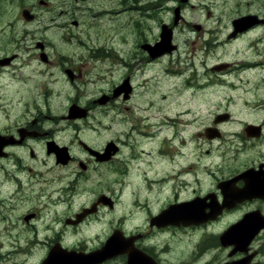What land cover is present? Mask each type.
Listing matches in <instances>:
<instances>
[{
	"label": "flooded vegetation",
	"instance_id": "flooded-vegetation-1",
	"mask_svg": "<svg viewBox=\"0 0 264 264\" xmlns=\"http://www.w3.org/2000/svg\"><path fill=\"white\" fill-rule=\"evenodd\" d=\"M52 1L20 6L6 15L13 34H0V123L16 116L2 104L24 107L0 125L6 229L52 234L38 240L41 264L55 249L79 264H264V0H230L237 17L222 32L220 20L205 29L212 18H185L206 0H170L165 20L161 0H116L118 13L139 10L156 24L155 39L137 38L133 50L130 28L103 48L68 18L52 19L56 45L36 38L26 25L43 19L37 2L49 10ZM164 26L170 51L159 45ZM161 73L173 84L164 97ZM41 167L60 196L12 207L30 196L28 179L45 182Z\"/></svg>",
	"mask_w": 264,
	"mask_h": 264
},
{
	"label": "rangeland",
	"instance_id": "rangeland-1",
	"mask_svg": "<svg viewBox=\"0 0 264 264\" xmlns=\"http://www.w3.org/2000/svg\"><path fill=\"white\" fill-rule=\"evenodd\" d=\"M154 0H142V3L145 2H153ZM194 3L196 2H203V0H193ZM32 0H25V3L22 0L15 1L12 7L8 6L6 0L0 1V22L2 23L0 34L11 35L13 34L11 29H7L4 25L7 22L6 15H11L9 18L14 19V14L19 11V7L23 5H29ZM171 2L170 0H161L162 9L160 11L159 18L162 20L168 19L170 15L168 14V10L166 5ZM206 3H209V8H205L202 10L193 9V10H186L185 18L187 21L189 19L194 20L199 18L200 22L204 18H212L215 20H220V26H215L220 32L223 31V27L228 25L230 21L237 17V7H235L234 3L230 0H215L211 3L210 0H206ZM28 3V4H27ZM36 3V2H34ZM139 5V2L135 3L133 0H130V6ZM171 6V4H169ZM39 18H43L42 20H36L33 23L27 24L28 26L26 29L33 30L36 32V38L46 39L52 44H57V40L54 39L53 36L58 34V27L52 23V19L57 18L58 22L61 21L62 18H68L69 20H76L81 23V27L78 29L81 33L89 34L91 41L96 43L94 40H97L99 45L103 48H107L113 44L114 48L117 47L118 41L121 39V36H126L128 28L132 32L129 38L130 50L134 42L137 38L147 36L150 40L155 39V26L156 24L153 23V20L145 19L143 12L137 11H130V13H118L121 11V7L118 6V2L116 0H53L51 3V8L49 10H44L42 6H37ZM7 9V11H6ZM11 9V10H10ZM135 10V8H133ZM208 12L211 13V17H208ZM138 13V14H137ZM152 15L156 14V11H151ZM127 14V15H126ZM201 18V19H200ZM156 22L158 18L155 19ZM198 20V19H197ZM10 23V19L8 20ZM140 23V25L137 24ZM214 20L210 23H206L205 29H209L210 26L214 25ZM52 24V25H51ZM89 24V26L87 25ZM18 28L15 30L16 34H22L24 27L22 24L17 25ZM3 27V28H2ZM78 28V26H77ZM189 27L183 25V27L179 30V33L186 34L189 31ZM72 31L70 27H67L63 30L64 34H68ZM128 34V33H127ZM73 33L68 34V36H72ZM110 38V42L107 43L108 39ZM82 40V38H80ZM124 39V38H123ZM235 51H237V47L229 49V53L220 55L219 58L234 56ZM88 66H90L88 64ZM105 74V71L96 70ZM157 72V71H156ZM161 73L162 81V96L164 94H169V90L173 86L169 79L165 80V75ZM213 98V97H212ZM224 107H227V104L224 103ZM223 106L221 108H223ZM199 106H195L198 108ZM210 110L215 109L213 105H211L209 101ZM24 107L22 105H15L10 107L4 106L2 104V113H5L9 110H13L16 114L15 117L10 119L9 121H1L0 125L5 126L7 124H12L19 119L20 114L22 113V109ZM228 108V107H227ZM56 113H58V109L54 107ZM63 107L62 110H64ZM237 109L235 105L230 107V110L234 112ZM36 165V164H35ZM40 165V164H39ZM49 167V166H48ZM42 168V167H41ZM43 178L45 179L44 183L38 184L36 183V179L27 180L32 182L33 187L29 190V194L27 197L23 198L21 201L15 204L14 200L10 201V205L12 207H17L19 204L24 203V200L31 197V200L34 205L40 208L42 205L46 207L47 204L54 201L58 196V193L55 190L59 187L55 184H48L47 178L49 176L55 177V173L50 171L51 174H47L46 168H42ZM48 170V168H47ZM49 171V170H48ZM35 174V172H34ZM25 181V183L27 182ZM9 197L8 195H4L2 199ZM5 203H8L9 200H4ZM64 209V205L60 209L58 216L62 215ZM50 212H55V209L51 207V209H47ZM49 212V213H50ZM6 214V212H5ZM3 216L0 214V264H41L44 256L46 254L45 245L43 246L41 243H38V240L45 242L49 236L52 234H31L28 232L22 233L20 229L15 228L14 230L9 228L6 229L5 225L10 223L9 219H2ZM95 234V233H94ZM93 236V235H88ZM103 237L104 234H101ZM33 238V240H30Z\"/></svg>",
	"mask_w": 264,
	"mask_h": 264
},
{
	"label": "water",
	"instance_id": "water-1",
	"mask_svg": "<svg viewBox=\"0 0 264 264\" xmlns=\"http://www.w3.org/2000/svg\"><path fill=\"white\" fill-rule=\"evenodd\" d=\"M177 13H178V11H177ZM28 19H31V18L28 17ZM235 24L237 25V23H235ZM170 39H171V31L168 27L164 26L163 32H162V41L159 44L164 51L165 50L170 51ZM242 222L244 223V222H246V220H243ZM254 232L256 233V231H254ZM254 232H253V234H254ZM253 234H252L251 238L254 237ZM251 238L249 240H246L247 241L246 245L249 244ZM66 256H68V258H78L79 257V256H77L76 253L65 252V251H62L59 249H55V250H52L50 252L49 256L47 257V259L42 264H79V262H74L73 261L74 259H70V260L66 259Z\"/></svg>",
	"mask_w": 264,
	"mask_h": 264
},
{
	"label": "bare ground",
	"instance_id": "bare-ground-1",
	"mask_svg": "<svg viewBox=\"0 0 264 264\" xmlns=\"http://www.w3.org/2000/svg\"><path fill=\"white\" fill-rule=\"evenodd\" d=\"M146 110V109H145ZM139 115H140V113H139Z\"/></svg>",
	"mask_w": 264,
	"mask_h": 264
}]
</instances>
